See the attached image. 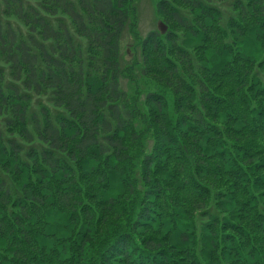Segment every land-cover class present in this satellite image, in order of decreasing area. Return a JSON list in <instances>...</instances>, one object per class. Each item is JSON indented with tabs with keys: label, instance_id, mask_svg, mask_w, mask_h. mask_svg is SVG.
Wrapping results in <instances>:
<instances>
[{
	"label": "trees",
	"instance_id": "1",
	"mask_svg": "<svg viewBox=\"0 0 264 264\" xmlns=\"http://www.w3.org/2000/svg\"><path fill=\"white\" fill-rule=\"evenodd\" d=\"M136 1L0 0V264H264V0Z\"/></svg>",
	"mask_w": 264,
	"mask_h": 264
},
{
	"label": "rangeland",
	"instance_id": "2",
	"mask_svg": "<svg viewBox=\"0 0 264 264\" xmlns=\"http://www.w3.org/2000/svg\"><path fill=\"white\" fill-rule=\"evenodd\" d=\"M157 0H137L138 31L140 35L145 36L150 31H165L164 25L155 13V3ZM132 41L125 32L121 39V61L125 63L132 56ZM123 86L128 88L127 81H122Z\"/></svg>",
	"mask_w": 264,
	"mask_h": 264
}]
</instances>
